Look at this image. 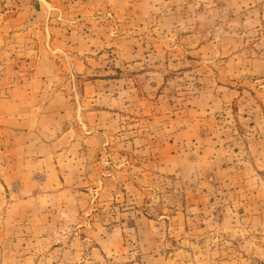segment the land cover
Here are the masks:
<instances>
[{
	"label": "rangeland",
	"instance_id": "rangeland-1",
	"mask_svg": "<svg viewBox=\"0 0 264 264\" xmlns=\"http://www.w3.org/2000/svg\"><path fill=\"white\" fill-rule=\"evenodd\" d=\"M0 264H264V0H0Z\"/></svg>",
	"mask_w": 264,
	"mask_h": 264
}]
</instances>
